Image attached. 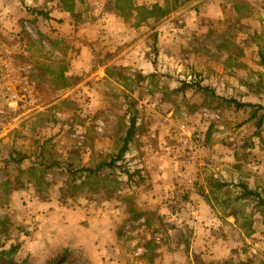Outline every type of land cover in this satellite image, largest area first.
Segmentation results:
<instances>
[{
    "label": "rangeland",
    "instance_id": "rangeland-1",
    "mask_svg": "<svg viewBox=\"0 0 264 264\" xmlns=\"http://www.w3.org/2000/svg\"><path fill=\"white\" fill-rule=\"evenodd\" d=\"M249 1L238 21L229 0H0V249L18 264H264V112L223 100L264 105V0ZM128 110L118 167L73 176L117 155Z\"/></svg>",
    "mask_w": 264,
    "mask_h": 264
},
{
    "label": "trees",
    "instance_id": "trees-1",
    "mask_svg": "<svg viewBox=\"0 0 264 264\" xmlns=\"http://www.w3.org/2000/svg\"><path fill=\"white\" fill-rule=\"evenodd\" d=\"M20 1L22 2L23 0H20ZM229 3L231 4V6L235 12L236 20H238V21H241L242 19L249 18L251 16L253 10H254L252 3L249 0H229ZM155 11H156V13H160L159 16H161V17H164L170 13V10L164 11L162 7L155 5V6H153V9L149 10L150 15L155 16L154 15ZM221 40L222 41L219 42L217 48L219 50H227L228 49V51L230 52L233 49L232 42L229 41L225 37H222ZM242 50L243 49L240 48V52H242ZM229 52L227 54H229ZM261 58H262V65L264 66V55L263 54H262ZM65 71L66 70L62 69L60 71V73L55 75V78L53 81L56 84L57 88H59V87H60V89L66 88L69 85V81L67 79V75L65 74ZM106 74L108 76L112 77L116 74V71L113 67L108 68V69H106ZM145 78L146 77L143 76L141 73H139V72L136 73V79H138L139 81H143ZM198 89L201 91H209L212 96H215L214 90H212L208 86L199 85ZM223 100H226L229 103L234 102V103H236V105L238 107H249V108L254 109V111L251 113V119L255 118L259 111L264 112V105H262V104H255V103H250V102H240V101H237L235 99H231V100L223 99ZM127 113H128V129H127L125 136L122 140L123 141L122 147L119 149V152L117 153V155L114 157H111L108 161L101 162L100 164L96 165L94 168H85V167L77 168L75 171H72L73 176H75L77 173H80L83 171L88 173L89 177L90 176H96V175H99V173L104 169H114V168L118 167V162H120L124 158L125 154L128 151L129 144L131 142L132 136L135 134V129L137 126V119H138L137 114L133 113V111H131V110H128ZM261 117L264 118V113ZM211 134H212V131H211V129H209L206 133L207 140L210 139ZM52 166L53 165L51 164L47 167L51 168ZM242 196L243 197H250V196L257 197L258 193H257V191H255L253 189H247L246 188ZM0 224L6 225V223H0ZM5 232H6V227L1 229L0 234L5 233ZM17 250H18V246L10 247L9 250L1 249L0 250V264H16L14 259H13V255L17 252ZM70 257H74L72 252L65 250L60 254H55L53 259H52V262L55 263L62 258L65 259V258H70ZM222 264H234V262L230 259V260H226ZM239 264H263V263L261 261L257 262L255 257H251L245 261H242Z\"/></svg>",
    "mask_w": 264,
    "mask_h": 264
},
{
    "label": "built area",
    "instance_id": "built-area-1",
    "mask_svg": "<svg viewBox=\"0 0 264 264\" xmlns=\"http://www.w3.org/2000/svg\"><path fill=\"white\" fill-rule=\"evenodd\" d=\"M10 66H11V62L10 61H8V60H0V78L5 77L10 72L9 71ZM7 95L9 97L10 96V93L7 94ZM19 95L20 94H18V93H15V94L11 95V98H12L11 100L20 99ZM23 97H25V95H21V98H23ZM193 139L199 145L201 143V141L203 140V135H201V134H194L193 135Z\"/></svg>",
    "mask_w": 264,
    "mask_h": 264
},
{
    "label": "crops",
    "instance_id": "crops-1",
    "mask_svg": "<svg viewBox=\"0 0 264 264\" xmlns=\"http://www.w3.org/2000/svg\"><path fill=\"white\" fill-rule=\"evenodd\" d=\"M147 2V0H135V6H139V7H141V6H144V5H148L149 6V4L150 3H146ZM156 2V1H155ZM109 27V25L107 24V26H106V28H108ZM114 29H115V32H119V31H122V30H126V28H121V29H119V27H117V29L114 27ZM249 189H251V188H249ZM257 216H255V220H257ZM256 223H257V221H256ZM1 250V249H0ZM6 250V249H5ZM17 254H19V253H17ZM18 256V255H17ZM14 260L16 261V264H18V262H19V259L17 258V259H15L14 258Z\"/></svg>",
    "mask_w": 264,
    "mask_h": 264
}]
</instances>
